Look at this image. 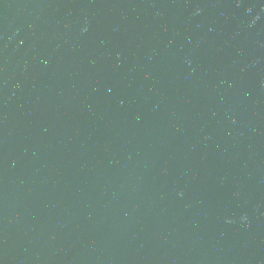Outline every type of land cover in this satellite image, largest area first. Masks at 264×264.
I'll return each mask as SVG.
<instances>
[{"label":"water","instance_id":"1","mask_svg":"<svg viewBox=\"0 0 264 264\" xmlns=\"http://www.w3.org/2000/svg\"><path fill=\"white\" fill-rule=\"evenodd\" d=\"M0 264H264V0H0Z\"/></svg>","mask_w":264,"mask_h":264}]
</instances>
